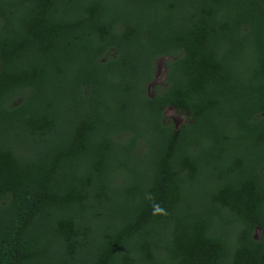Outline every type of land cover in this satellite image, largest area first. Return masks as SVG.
<instances>
[{"label": "trees", "instance_id": "obj_1", "mask_svg": "<svg viewBox=\"0 0 264 264\" xmlns=\"http://www.w3.org/2000/svg\"><path fill=\"white\" fill-rule=\"evenodd\" d=\"M0 264H264V0H0Z\"/></svg>", "mask_w": 264, "mask_h": 264}, {"label": "rangeland", "instance_id": "obj_2", "mask_svg": "<svg viewBox=\"0 0 264 264\" xmlns=\"http://www.w3.org/2000/svg\"><path fill=\"white\" fill-rule=\"evenodd\" d=\"M166 59H161L158 62V73H157V80L156 83L161 84L165 78V74H166ZM152 91V89H151ZM166 117L168 119H171L172 121H174L176 123V125H181L182 123H184L187 120V117L183 114H180L176 109L174 108H169L166 111ZM260 231L257 232V235H259Z\"/></svg>", "mask_w": 264, "mask_h": 264}, {"label": "clouds", "instance_id": "obj_3", "mask_svg": "<svg viewBox=\"0 0 264 264\" xmlns=\"http://www.w3.org/2000/svg\"><path fill=\"white\" fill-rule=\"evenodd\" d=\"M156 211L158 212L159 211V208H157Z\"/></svg>", "mask_w": 264, "mask_h": 264}]
</instances>
